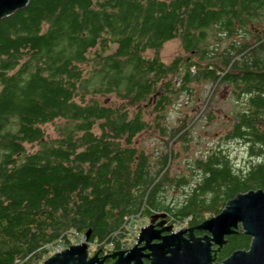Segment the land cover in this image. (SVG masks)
Masks as SVG:
<instances>
[{"label": "trees", "instance_id": "1", "mask_svg": "<svg viewBox=\"0 0 264 264\" xmlns=\"http://www.w3.org/2000/svg\"><path fill=\"white\" fill-rule=\"evenodd\" d=\"M173 39L181 54L166 64ZM200 82L207 105L229 87L238 106L219 142L243 144L247 162L217 144L191 177H170V144L186 147L193 120L169 126L167 108ZM56 120L50 137L42 127ZM150 128L167 138L154 158L135 146ZM250 190L264 192V0H28L0 20V264H42L86 234L105 254L137 216L196 227ZM248 244L238 231L219 258Z\"/></svg>", "mask_w": 264, "mask_h": 264}, {"label": "water", "instance_id": "2", "mask_svg": "<svg viewBox=\"0 0 264 264\" xmlns=\"http://www.w3.org/2000/svg\"><path fill=\"white\" fill-rule=\"evenodd\" d=\"M28 0H0V20L23 9ZM165 213L150 215L148 225L141 228L135 245L128 251L107 252L101 249L89 257V236L78 244L70 245L46 258L42 264H214L215 251L220 249L225 237L236 233L238 227L250 238L248 251H237L219 264H264V192L250 190L227 201L224 208L196 227L180 229L171 233V225L163 227ZM205 232L196 238L193 231ZM161 233H168L161 236ZM153 241H159L152 244ZM141 244H143L141 246ZM147 251L148 254H143Z\"/></svg>", "mask_w": 264, "mask_h": 264}, {"label": "rangeland", "instance_id": "3", "mask_svg": "<svg viewBox=\"0 0 264 264\" xmlns=\"http://www.w3.org/2000/svg\"><path fill=\"white\" fill-rule=\"evenodd\" d=\"M181 54L180 42L178 39L167 41L159 52V57L162 62L169 63L175 56ZM146 57L152 56L151 52L144 53ZM193 94H183L178 97L174 103L167 108L166 122L167 125L176 127L179 120L182 119L184 114H188L190 119L193 120L190 128L186 132V138L188 139L186 147H182V141L171 142V149L173 151V157L169 162V175L185 176L187 178L193 175L192 163L195 159L205 155L211 148H215L217 144L220 148L225 150L232 162L236 166H245L247 162V156L245 153V147L243 144L237 141L219 142L221 138L229 129L233 122L234 110L237 109L238 104L229 94V87L222 86L220 91L214 94L213 100L208 105V98L211 92V85L209 83L200 82L193 84ZM100 101L106 104L111 102L117 103V100L113 96H107L106 98H100ZM208 110L212 114L213 118L207 120L205 111ZM146 120L151 122L152 116L146 115ZM63 124V121L56 120L53 123L45 124L42 128L46 134L50 137H55V128L58 125ZM167 142V138H161L157 131L150 128L140 133L135 139V146L137 149L148 153L154 158L164 148V144ZM169 145V146H170ZM27 151H33L36 149L35 145H27ZM193 180L191 181V183ZM188 191V186L182 188H171L164 192L166 203H172L182 198L183 193ZM149 218L145 216H137L128 222L125 227L126 230V247H130L134 244L135 239L138 237L141 228L148 225ZM172 224L173 230L184 229L185 226H175ZM80 239L75 237L70 238L71 245L78 244ZM62 247L61 245H52L49 247L50 253L48 257L56 253L55 251ZM65 249V248H64ZM96 251L94 245L89 246V257ZM47 257V258H48Z\"/></svg>", "mask_w": 264, "mask_h": 264}, {"label": "flooded vegetation", "instance_id": "4", "mask_svg": "<svg viewBox=\"0 0 264 264\" xmlns=\"http://www.w3.org/2000/svg\"><path fill=\"white\" fill-rule=\"evenodd\" d=\"M155 213H165V212H153V213H151L150 215H152V214H155ZM167 216H166V221H165V224L163 225V227H167V226H169V225H171V227H172V224L169 222V220H168V214L167 213H165ZM150 217V216H149ZM191 226H189V225H187V226H185L184 228H190ZM238 231H240L242 234H243V231L241 230V228L240 227H238V229L236 230V233L235 234H238ZM173 232H177V230H173V228H172V230H171V233H173ZM197 233H199V234H201V235H197L196 234V232L195 231H193V235L196 237V238H199V237H203L204 235H206V233L205 232H201V231H197ZM168 233H161V236H165V235H167ZM235 234H233V235H235ZM233 235H230V236H227V237H225L224 238V240H225V244L220 248V249H218L217 248V246H215V245H211V247H210V250L211 251H215V261H214V264H219V263H221L222 261H224V260H226V259H228L229 257H231V255L233 254H229L228 256H225L224 258H222V259H220L219 258V256H220V254L223 252V250H224V248L228 245V238L229 237H232ZM244 235V234H243ZM245 236V235H244ZM248 238V237H247ZM135 242H136V239H135V241H134V244L132 245V246H130V247H126V243L124 244V246L123 247H120L119 249H117V250H109V252H112V251H114V252H117V251H128V250H130L134 245H135ZM159 241H153L152 242V244H156V243H158ZM143 244H141V246H142ZM249 246H250V238H249V244H248V246L246 247V249H243V250H239V251H248L249 250ZM235 253V252H234ZM106 254V253H105ZM143 254H148V252L147 251H144L143 252ZM104 255V253L103 254H101V256H103ZM107 263H109V261H106L105 262V264H107ZM142 264H149V261L147 260V259H143L142 260Z\"/></svg>", "mask_w": 264, "mask_h": 264}, {"label": "built area", "instance_id": "5", "mask_svg": "<svg viewBox=\"0 0 264 264\" xmlns=\"http://www.w3.org/2000/svg\"><path fill=\"white\" fill-rule=\"evenodd\" d=\"M177 227H179V226H177ZM83 240V238L82 239H80V241H82ZM64 248L63 247H59L55 252H60V251H62Z\"/></svg>", "mask_w": 264, "mask_h": 264}]
</instances>
